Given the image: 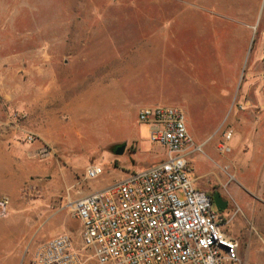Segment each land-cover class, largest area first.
<instances>
[{
  "label": "rangeland",
  "instance_id": "rangeland-1",
  "mask_svg": "<svg viewBox=\"0 0 264 264\" xmlns=\"http://www.w3.org/2000/svg\"><path fill=\"white\" fill-rule=\"evenodd\" d=\"M217 55L244 57L235 100L229 98L219 117L205 98L191 110L198 90L185 82L199 71L197 56L211 63ZM255 56H264V0H0V117L12 120L14 142L25 133L34 142L41 135L49 139L42 140L43 151L51 155L59 187L68 180L62 173L70 171L82 189L98 190L164 158V148L150 141L148 125L136 119L138 108L181 105L195 139L213 131L187 156L193 184L227 200L223 229L238 241L239 264H263L253 247L263 246V236L252 223L255 215L263 218V203L238 178L244 163L235 168L232 151L221 150L233 146L223 130L231 107L241 110L247 99L242 85L249 66L251 84L260 83ZM181 83L188 101L170 93ZM215 118L222 120L218 128ZM119 145L124 149L116 154ZM90 166L101 167V174L87 179ZM64 196L49 205L60 211L57 221L72 213ZM25 206L18 202L0 218L12 231L0 239V264H14L15 257L16 264H27L36 246L51 237L47 213L35 215V207ZM74 241L80 247L79 238Z\"/></svg>",
  "mask_w": 264,
  "mask_h": 264
},
{
  "label": "built area",
  "instance_id": "built-area-1",
  "mask_svg": "<svg viewBox=\"0 0 264 264\" xmlns=\"http://www.w3.org/2000/svg\"><path fill=\"white\" fill-rule=\"evenodd\" d=\"M136 119L149 127L150 141L165 150L162 160L71 202L80 222V247L61 232L36 246L27 264H239L238 241L223 229L225 217L211 196L189 176L187 156L200 150L184 111L171 105L141 106ZM225 141L232 130L223 132ZM25 133L20 143H32ZM227 151V146H221ZM90 166L85 177L99 176ZM9 198L0 196V218ZM86 251V253H85Z\"/></svg>",
  "mask_w": 264,
  "mask_h": 264
},
{
  "label": "crops",
  "instance_id": "crops-1",
  "mask_svg": "<svg viewBox=\"0 0 264 264\" xmlns=\"http://www.w3.org/2000/svg\"><path fill=\"white\" fill-rule=\"evenodd\" d=\"M243 58V56L217 55L212 56L213 62L205 63L204 61L208 60V56H197V68H199V71L196 70L195 75L189 74L191 79L184 77L186 85H188L187 87L194 84L198 90L197 101L192 102L191 110L195 112L201 105L199 101L204 98L208 102L206 106L213 110L212 112L215 113V117L217 115L219 117L220 115L218 110L229 109L232 102V100L229 101V98L232 96V99L234 98L235 100L237 79L240 74L239 71ZM254 62H258L255 71L260 74V83L257 85L251 84L252 66H249L248 79L242 85L244 98L247 97V99H243L246 101H244L245 103L241 110H238L235 106L231 107V111L228 112V118L225 120L228 123V127L223 132L228 129L232 130V137L228 141L234 139V143L232 147L228 145L227 147L230 152H233L230 154L236 160L235 168L244 163L243 174L240 172V167L239 169L237 168L238 172L241 173L238 178L242 180L243 187L247 190L248 194L253 195V197L261 200L263 203V218L255 215L252 223L256 233L263 236V246L257 247V245H254L253 247L255 254H263L264 264V56H255ZM195 69L196 66L192 71L194 72ZM170 93L180 99L189 100L187 89L184 86L180 88L174 87V89L170 90ZM250 98H252V101ZM167 105L177 106L182 109L181 105L179 106L174 103ZM194 112L191 114L195 115ZM215 119V121H219L218 118ZM11 121L10 118L0 117V196L3 195L9 198L10 211H15V206H17L18 202H22L26 205L24 211L35 207L33 212L35 215L39 213L45 215L47 213V218H50L49 221L51 222L49 224L52 227L50 236L57 235L61 230H64L71 234L72 239L77 240L80 238L81 229L80 223L77 224L78 220H76L72 213L69 214L68 210L61 221L59 219L57 221L56 217L59 216L60 211L51 209L49 205H51L55 198L59 197L61 192L65 193L64 198L67 199L66 204H68L94 190H84L78 186L76 177H73V172L70 171L65 174L61 172L63 179L68 178V180L64 181L63 187H59L57 182L58 173L57 171H52L54 170V164L51 160V155L50 153L45 154L43 151L42 140L47 141L49 139L41 135L42 140L37 139V141L35 140L36 142L21 144L17 141L14 142L15 131L11 127ZM185 121L187 130L196 146L204 144L209 139L210 134L213 133L211 129L208 133L204 134L203 139L202 137L195 139L190 132L189 121L186 115ZM221 121L215 122V125H218L217 128L220 127ZM52 150L54 149L52 148ZM163 155L165 156V153ZM49 174L53 177L51 178ZM128 174L119 179V181L124 179ZM43 188H45L46 195L43 196V199H40L37 195H39L38 193ZM27 200L39 202L32 206ZM2 219L0 220L3 221L2 226L5 227V232L4 236H0V239H5L4 237L9 236L12 231L6 229V221ZM10 219L14 220L15 215H12ZM54 222L56 223L54 224ZM226 233L229 234L227 231ZM15 258L13 259L14 264H16ZM256 258L257 256L254 260ZM256 264L261 263L257 262Z\"/></svg>",
  "mask_w": 264,
  "mask_h": 264
},
{
  "label": "water",
  "instance_id": "water-1",
  "mask_svg": "<svg viewBox=\"0 0 264 264\" xmlns=\"http://www.w3.org/2000/svg\"><path fill=\"white\" fill-rule=\"evenodd\" d=\"M124 149V145H119L115 151L116 154H121L123 152ZM211 200L212 203L214 205V207L218 210V211H222L224 210V208L226 207V203L227 201L222 200L221 195L219 194V192H214L211 196Z\"/></svg>",
  "mask_w": 264,
  "mask_h": 264
},
{
  "label": "flooded vegetation",
  "instance_id": "flooded-vegetation-1",
  "mask_svg": "<svg viewBox=\"0 0 264 264\" xmlns=\"http://www.w3.org/2000/svg\"><path fill=\"white\" fill-rule=\"evenodd\" d=\"M117 147H118V146H116V149H117ZM214 192H218V191H215V190H214L212 193H209V195L212 196V194H213ZM219 194H220V193H219ZM220 195H221V194H220ZM221 197H222V200L227 201L222 195H221ZM226 206H227V203H226Z\"/></svg>",
  "mask_w": 264,
  "mask_h": 264
}]
</instances>
